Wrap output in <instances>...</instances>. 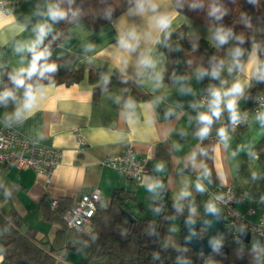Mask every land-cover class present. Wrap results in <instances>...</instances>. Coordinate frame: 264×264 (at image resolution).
<instances>
[{
	"label": "crops",
	"instance_id": "obj_1",
	"mask_svg": "<svg viewBox=\"0 0 264 264\" xmlns=\"http://www.w3.org/2000/svg\"><path fill=\"white\" fill-rule=\"evenodd\" d=\"M154 2L159 13L172 18L169 33L184 25L186 33L216 41L213 30L179 12L172 0ZM49 5H54L52 0H17L8 11L0 9V71L2 68L16 71L27 67L29 53L16 49L36 39V25H49ZM130 9H134V4L96 30L83 21L73 23L64 41L51 49L52 56L70 55L71 67L83 69L80 81L72 84L44 83L48 89L45 97L38 101V106L26 118L14 117L18 104L11 101L7 106L0 104V122L12 125L29 138L63 150L61 162L49 181L44 174L31 168L0 167V190L6 194L0 202V209L13 206L26 223L39 229L38 237L46 236L52 240L58 230L56 222L43 217L40 205L49 207L52 198L71 200V205L83 191L93 187L100 189L101 205L108 203L114 189L124 188L132 190L136 204L146 209L152 200L163 195L175 203L185 199L192 204L193 214L199 216L211 204L213 191L230 186L236 195L237 209L246 211L252 207L255 210L251 219L255 220L264 208V142L259 143L264 138V113L246 112L247 119L242 126L226 128L227 141H222L217 134L204 139L211 149L209 163L200 149L203 140L191 130L198 113L208 108L200 100L205 88L225 91L233 83L240 82L243 91L237 97L236 110L238 114L244 111L242 97L258 68L257 50L256 55L252 54L255 44L242 48L241 67H233L231 73L228 69L233 66V60L229 55L219 79L209 75L198 78L201 68L187 76L177 48L172 82L168 85L162 82L156 88L153 74H162L167 38L153 27V13L130 15ZM49 26L50 34L55 27ZM133 27L139 37V48L137 53L129 54L118 46L117 41ZM225 45L235 48L234 39ZM140 53H146L156 61L155 69L138 67ZM124 60L128 62L127 67L123 64ZM90 67L103 77L119 69L141 91L154 96L134 101V108L126 109L124 102L129 98L124 89L110 86L101 92L97 102H93V89L99 82L95 85L89 82ZM138 72L141 74L137 75ZM16 94L18 100H22L23 90H16ZM169 112L171 114H167ZM223 113L229 119L227 109ZM76 133L85 140L84 146L79 145ZM130 142L139 155L147 158L150 169L148 174L137 180H128L115 169L101 164L105 157L121 152ZM205 170L210 172L207 178ZM156 181L162 187L150 191L148 185ZM198 182L204 185L203 192L197 191ZM185 191L190 195L182 196ZM102 200L108 201L104 204ZM179 223L180 231L182 225ZM71 255H75L74 260H68ZM82 258L83 254L79 251L70 252L66 261L79 264Z\"/></svg>",
	"mask_w": 264,
	"mask_h": 264
},
{
	"label": "trees",
	"instance_id": "obj_2",
	"mask_svg": "<svg viewBox=\"0 0 264 264\" xmlns=\"http://www.w3.org/2000/svg\"><path fill=\"white\" fill-rule=\"evenodd\" d=\"M175 8L196 23L212 27L231 30L235 47L249 48L258 45V68L264 72V0H172ZM68 17L59 21H50L55 29L43 41L41 48L48 46L49 50L64 41L69 27L76 22L83 21L93 30L112 21L130 6L134 0H52ZM197 7H191V5ZM213 5L222 7L225 15L217 20L209 15ZM76 15L73 16L72 13ZM235 37H242L243 44H238ZM177 47H176V45ZM183 60L184 72L191 75L197 68L211 69L213 63L225 61L234 48L225 44L217 46L216 41L186 33L184 25L170 32L164 50L166 61L162 71L163 83L172 82V72L178 58V51ZM31 58V54H28ZM72 57L51 55L50 62L58 64V72L53 76L52 83L72 84L83 77V69L71 67ZM15 70L2 68L0 71V92L6 87L12 88L9 76ZM88 80L94 86L93 102H97L101 92L110 86H119L124 89L125 95L132 101L145 100L154 95L141 91L135 82L119 69H114L108 77H103L94 68L88 71ZM43 83H48L43 81ZM264 90V78L256 74L251 79V85L242 97L244 111L254 100L259 91ZM205 112H208V108ZM221 120H216L211 126V132L205 140L217 134V130L224 127ZM199 125L197 121L191 126L196 135ZM202 139L201 152L206 161L211 159V149L207 141ZM264 142V138L259 143ZM6 194L0 190V202ZM58 200V199H57ZM71 200L60 199L54 208L40 205L43 217L58 224V230L52 240L46 236L38 237L39 229L26 223L24 218L10 206L0 209V252L3 255V264H69L66 257L70 252H81L83 258L79 264H181V261H190L192 264H238L241 257L247 258L252 264L258 262V248L251 246L250 252H243L238 246L240 240L231 241L222 235L221 243L228 248L227 252L214 249L208 254L195 252L189 246L181 244L179 247L164 245V236L167 233V213L179 218L181 225L185 220L196 217L193 206L185 199L178 203L167 200L159 195L152 200L149 208L136 204V197L132 190L114 189L106 205L100 201L87 230L77 231L64 222L62 213L70 205ZM125 209L133 217L129 221L123 214ZM181 230L179 236L181 237ZM205 233L198 230V236Z\"/></svg>",
	"mask_w": 264,
	"mask_h": 264
},
{
	"label": "clouds",
	"instance_id": "obj_3",
	"mask_svg": "<svg viewBox=\"0 0 264 264\" xmlns=\"http://www.w3.org/2000/svg\"><path fill=\"white\" fill-rule=\"evenodd\" d=\"M249 2H254V0H249ZM71 3V0H69ZM191 7H197V5L193 4ZM151 12L154 15L152 16V24L155 29L158 30L159 33H163L165 35V39L170 35L168 29L171 25V16L165 13L158 12V5L154 2V0H134V9L129 10L130 15H143L145 13ZM73 16L76 15L75 12L72 13ZM209 15L214 17L217 20H220L224 15L225 11L222 7L213 5L209 11ZM47 16L52 21H59L66 19L68 17V13L65 10H62L58 4L49 5L47 10ZM34 31L37 32L36 39L29 44L24 45L23 48H17L16 50L24 51L26 50L31 54V58L28 61L27 67H21L16 70L13 74L9 76V80L11 81L12 88H5L2 92H0V104L5 106L8 105L9 101L13 104H18L14 112V117L16 119H20L21 117H27L31 115L33 110L38 106V101L43 99L47 93V87L43 83V81H47L49 85L52 84L53 76L58 72L59 66L55 62H50L51 59V51L48 46H44L41 48L45 37L51 31V27L47 24H38ZM233 38L232 31L225 30L224 28H218L215 32V40L217 42V46H222L227 44L230 39ZM238 44H243L244 40L242 37H235ZM159 42V41H157ZM118 46L128 52L129 54L137 53L139 48V37L137 36V32L135 28H130L126 30L117 41ZM258 45H253V55H256V50ZM233 66H230L228 71L231 73L233 71V67L240 68V58L244 55V51L241 47L237 46L233 49L232 53ZM127 60L123 61L125 67H127ZM224 61H219L217 63H213L211 65V69H199L198 70V78L203 79L205 75L211 76L213 79H219L221 70L223 69ZM138 67L140 69H155L156 61L151 58L150 55L146 53H140L138 56ZM141 73L138 72L137 75ZM259 78H264V72L259 70L255 73ZM153 79L155 81V87L159 88L163 82V76L159 72H155L153 74ZM23 90L22 100H18L16 90ZM243 86L240 82H235L232 84L230 88L225 91H221L217 88L210 89L211 99L209 100L208 112L198 113L196 117V121L199 125L196 135L200 139L207 138L211 132V126L216 120H219L222 112L227 109L229 113V119L232 123H236L239 118V114L236 110L237 97L242 93ZM223 105V107H222ZM195 107L196 105H192ZM124 107L126 109L134 108V101L126 100L124 102ZM171 114V112L167 113ZM9 120L12 117H8ZM217 135L220 137L222 141H227V129L225 127H221L217 130ZM193 159H195V154H193ZM205 178L210 176V172L205 170L204 172ZM255 175L253 179H255ZM159 187H162L159 181L154 183H150L148 188L150 191H153ZM196 189L198 192H203L204 185L202 183L196 184ZM182 196H188L190 193L187 191L181 193ZM208 210L216 211L214 205L209 204ZM255 245L253 248L255 249ZM3 257H0L2 260Z\"/></svg>",
	"mask_w": 264,
	"mask_h": 264
},
{
	"label": "built area",
	"instance_id": "obj_4",
	"mask_svg": "<svg viewBox=\"0 0 264 264\" xmlns=\"http://www.w3.org/2000/svg\"><path fill=\"white\" fill-rule=\"evenodd\" d=\"M17 0H0V9L8 11ZM210 90L205 88L200 96L203 104L209 105ZM246 112L260 115L264 113V90L259 91L248 108L239 114L238 121L232 123L222 112L219 118L228 129H236L246 122ZM79 145L84 146L85 140L76 133ZM63 150L59 147L39 142L19 132L12 125L0 122V167H14L18 169L31 168L45 175L49 181L60 164ZM102 165L109 166L121 173L128 180H137L149 173L147 158L139 155L133 144L127 143L121 152L105 157ZM101 198L98 187L83 191L71 205L62 213L64 222L70 228L83 231L90 227L92 217ZM211 204L224 216V226L229 240L236 241L240 228L248 230L251 237L260 236L258 247V261L264 260V208L260 210L255 220L250 216L255 213L252 207L246 211L237 209L236 195L230 186L219 188L211 194ZM58 200L49 201L51 208L56 207ZM0 257H3L0 252ZM3 260V259H2ZM0 260V262H2Z\"/></svg>",
	"mask_w": 264,
	"mask_h": 264
},
{
	"label": "water",
	"instance_id": "obj_5",
	"mask_svg": "<svg viewBox=\"0 0 264 264\" xmlns=\"http://www.w3.org/2000/svg\"><path fill=\"white\" fill-rule=\"evenodd\" d=\"M124 216L133 221L134 217L122 209ZM203 229L205 233L198 236V230ZM226 233L224 226V216L219 211H210L208 208L199 216L191 217L185 220L182 224L181 231V244L189 246L195 252L208 254L214 249L222 252H227L228 248L225 244L221 243V237ZM237 238L242 243H250L251 246L255 245L256 248L260 244V236L255 235L251 237L248 230L240 228L237 232ZM238 264H252L245 257L238 260ZM256 264H264V260L258 261Z\"/></svg>",
	"mask_w": 264,
	"mask_h": 264
},
{
	"label": "rangeland",
	"instance_id": "obj_6",
	"mask_svg": "<svg viewBox=\"0 0 264 264\" xmlns=\"http://www.w3.org/2000/svg\"><path fill=\"white\" fill-rule=\"evenodd\" d=\"M202 26H205V25H202ZM206 27L213 30L214 32H216V29L209 27V26H206ZM204 37H207V36H204ZM102 201L105 204V202H107L108 200H102ZM192 213H193V211H192ZM167 219H168L167 233L164 236L163 243H164V245L169 246V247H174V248L179 247L180 243H181V237L179 236V225H180L179 222H180V220L178 217H176L172 214H169V213H167ZM250 248H251L250 243H242L240 245V249L243 252L244 251L248 252L249 254L254 256L255 252L251 253ZM74 257H75V255H71L68 260H74L73 259ZM181 264H192V263L190 261L183 260V261H181Z\"/></svg>",
	"mask_w": 264,
	"mask_h": 264
}]
</instances>
